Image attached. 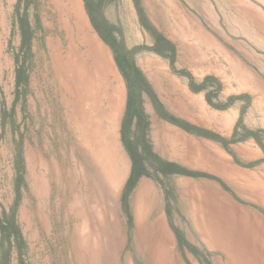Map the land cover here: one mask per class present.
I'll return each mask as SVG.
<instances>
[{"label":"rangeland","instance_id":"obj_1","mask_svg":"<svg viewBox=\"0 0 264 264\" xmlns=\"http://www.w3.org/2000/svg\"><path fill=\"white\" fill-rule=\"evenodd\" d=\"M40 6L0 0V264H177L175 247L152 242L159 206L134 204L127 188L145 175L165 201L155 170L167 166L150 143L165 123L217 141L253 137L264 150V0H89L102 75L86 52L75 62L64 30L39 28L30 10ZM48 33L63 42L62 67ZM181 92L194 123L180 115Z\"/></svg>","mask_w":264,"mask_h":264},{"label":"crops","instance_id":"obj_2","mask_svg":"<svg viewBox=\"0 0 264 264\" xmlns=\"http://www.w3.org/2000/svg\"><path fill=\"white\" fill-rule=\"evenodd\" d=\"M40 5L39 9L30 10L40 14L39 28L64 30L68 50L75 56V62L80 66L86 52L97 61L96 68L102 75L107 49L91 25L85 0H40ZM54 15L57 16L54 18ZM46 41L49 48H55V52L60 53L61 60L57 62L62 67L63 62L68 60L63 42L55 38L53 46L50 33ZM190 56L195 59L193 53ZM144 65L151 76L157 74L165 78L159 61L146 59ZM151 83L157 87L161 84L156 79ZM180 95L184 101L179 104L176 100L175 103L182 109L180 115L192 121L194 113L189 111V104H194L192 94L188 96L181 92ZM258 99L262 102L264 115V94ZM253 108L257 110L255 102ZM229 110L227 108L225 112ZM152 114L150 117L154 121L163 124L155 113ZM195 117L198 123L204 121L199 112ZM164 125L165 133L158 131L156 137H150V143L155 156L170 164L155 170L158 180L165 179L166 182L165 188H161L166 193L165 201L162 196L158 202L157 187L153 185L155 181L145 175L137 180L143 179L139 185L134 183L129 189L131 192L135 190L137 202L134 204L159 206L158 216L152 220L151 228L156 226L162 233L152 242L167 247L166 252L175 247L177 264H264L262 147L253 137L233 138L231 132L229 136L218 137L217 141L192 137L180 126ZM201 142L206 151L200 148ZM197 163L199 167L195 166ZM150 197L156 201L148 202ZM139 220L140 216L137 222ZM169 221L175 222V234L167 233L165 236L163 231L169 229Z\"/></svg>","mask_w":264,"mask_h":264},{"label":"trees","instance_id":"obj_3","mask_svg":"<svg viewBox=\"0 0 264 264\" xmlns=\"http://www.w3.org/2000/svg\"><path fill=\"white\" fill-rule=\"evenodd\" d=\"M88 1L89 0H85V2H86V5H87V8L89 7L88 6ZM95 4V3H94ZM94 26H95V29L96 30H98L97 29V27H96V25H95V23H94ZM191 90L192 91H194V92H196V91H198L199 89L198 88H196L195 86H193V87H191ZM207 103L212 107V108H214V109H221L222 107L221 106H219V105H217V104H213V103H211L210 101H209V99H207ZM171 122H174V121H171ZM181 126V125H180ZM182 127V126H181ZM183 128V127H182ZM184 129V128H183ZM187 133H189V134H191V135H194V136H203V137H205V138H208V139H215L214 138V136H212V135H209V134H207V133H205V132H200V131H198V132H193L192 130H190L188 127L186 128V129H184ZM216 140V139H215ZM233 141V140H232ZM166 165H168V166H170V164H166ZM128 185H129V183H128ZM131 188V185H129L128 186V188H127V190L129 191V189Z\"/></svg>","mask_w":264,"mask_h":264},{"label":"flooded vegetation","instance_id":"obj_4","mask_svg":"<svg viewBox=\"0 0 264 264\" xmlns=\"http://www.w3.org/2000/svg\"><path fill=\"white\" fill-rule=\"evenodd\" d=\"M156 115H157V114H156ZM157 116H158V115H157ZM158 119H159V120H165V121H166V118H163V117H159V116H158ZM174 126L178 127V125H176V124H175Z\"/></svg>","mask_w":264,"mask_h":264}]
</instances>
